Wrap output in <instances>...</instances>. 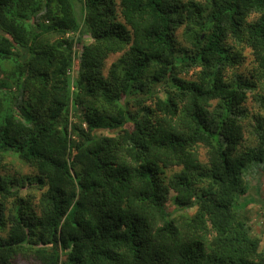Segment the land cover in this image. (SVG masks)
Returning <instances> with one entry per match:
<instances>
[{
    "label": "trees",
    "instance_id": "obj_1",
    "mask_svg": "<svg viewBox=\"0 0 264 264\" xmlns=\"http://www.w3.org/2000/svg\"><path fill=\"white\" fill-rule=\"evenodd\" d=\"M261 170L264 0H0V264H264Z\"/></svg>",
    "mask_w": 264,
    "mask_h": 264
},
{
    "label": "rangeland",
    "instance_id": "obj_2",
    "mask_svg": "<svg viewBox=\"0 0 264 264\" xmlns=\"http://www.w3.org/2000/svg\"><path fill=\"white\" fill-rule=\"evenodd\" d=\"M254 17V15H253ZM177 35L182 41V43H187V41L184 39L183 34V27H180L177 31ZM86 43H91L92 40L90 38L85 39ZM79 49V47H78ZM119 56V53L111 54L108 59L106 60L104 71L107 72L109 66L111 63ZM243 56H244V63L243 66L246 68H250L253 66L254 62V56L249 48L243 49ZM79 61L76 59L74 68L72 70V74L74 77L77 75V69H78ZM191 78V75L188 76ZM248 108L251 110V107L253 105L252 100L250 99L248 103L246 104ZM100 133H104L107 135H112L113 131L108 128H102L100 129ZM201 151V157L205 160V149L203 147L200 148ZM10 160V157L9 159ZM22 168L24 174L30 173L31 169L19 161H15L13 165H9L8 171L14 172L15 169ZM7 171V172H8ZM5 173V170L2 172ZM19 176V175H18ZM248 183H249V189L248 194L245 196V199L247 201L246 207L243 209V213L245 214L246 218L248 219V223L251 227V232L254 236L258 237L260 239V248L264 252V170L256 172H252L250 175L247 176ZM27 193V192H26ZM38 194V193H37ZM34 200V206L37 207L38 203V196L35 197ZM174 204L170 201L168 202V207L173 210ZM37 210V209H36ZM190 212H194L195 208L189 210ZM65 256H62L61 260H64ZM13 264H41L37 259L31 256H24V255H18L13 259Z\"/></svg>",
    "mask_w": 264,
    "mask_h": 264
}]
</instances>
